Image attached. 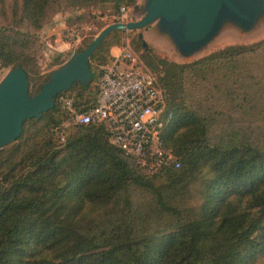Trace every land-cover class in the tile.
I'll return each instance as SVG.
<instances>
[{
  "label": "trees",
  "instance_id": "trees-1",
  "mask_svg": "<svg viewBox=\"0 0 264 264\" xmlns=\"http://www.w3.org/2000/svg\"><path fill=\"white\" fill-rule=\"evenodd\" d=\"M54 1L108 4L118 14L137 0H0V70L20 65L29 94L50 70H38L32 33L20 26L40 28ZM132 31L107 33L89 56L90 81L57 92L51 108L26 118L0 148V264H264V144L248 135L264 125V36L184 62L140 53L171 110L162 140L178 166L124 154L101 123L67 124L63 139L56 135L67 116L59 98L71 96L80 109L92 104L96 64ZM128 42L142 47L137 33ZM213 111L245 115L246 123L233 119L216 137Z\"/></svg>",
  "mask_w": 264,
  "mask_h": 264
},
{
  "label": "water",
  "instance_id": "water-1",
  "mask_svg": "<svg viewBox=\"0 0 264 264\" xmlns=\"http://www.w3.org/2000/svg\"><path fill=\"white\" fill-rule=\"evenodd\" d=\"M133 8H137L136 3ZM263 9L264 0H144L138 18L117 20L101 27L85 46L72 50L50 69L34 93H28L27 75L20 65L6 69L0 77V148L20 134L26 118L39 117L51 108L57 92L68 89L74 81L81 84L90 81L89 56L110 31L142 28L155 21L176 47L188 54L207 42L225 21L242 29L250 28ZM137 36L141 33L137 32Z\"/></svg>",
  "mask_w": 264,
  "mask_h": 264
},
{
  "label": "built area",
  "instance_id": "built-area-1",
  "mask_svg": "<svg viewBox=\"0 0 264 264\" xmlns=\"http://www.w3.org/2000/svg\"><path fill=\"white\" fill-rule=\"evenodd\" d=\"M124 10L121 6L118 16ZM64 35L73 41L79 39L73 27ZM109 55L107 61L96 64V93L92 104L80 109L74 106L71 96L59 98L67 116L57 125L56 135L62 140V129L67 124L101 123L107 131L108 142L124 154L152 167L178 166L176 154L162 140L172 117L163 88L127 43L112 46Z\"/></svg>",
  "mask_w": 264,
  "mask_h": 264
},
{
  "label": "rangeland",
  "instance_id": "rangeland-1",
  "mask_svg": "<svg viewBox=\"0 0 264 264\" xmlns=\"http://www.w3.org/2000/svg\"><path fill=\"white\" fill-rule=\"evenodd\" d=\"M143 2L144 0H137L136 9H134L133 6L126 7L124 12H122L123 15L118 16V14L111 13L108 4L75 8L61 5L62 1H54L47 7L40 28L34 29L28 23L22 24L20 28L32 33L33 45L30 50L37 61L38 70L44 73L59 64L56 63L52 65L53 58L56 54H59L60 58L65 59L72 50H75L76 47L81 44L84 37L89 35L94 36L97 31L107 23L117 21L118 19L126 21L138 18L143 12ZM5 23L6 21L0 11V25H4ZM71 27L78 31L79 39L77 41L68 39L64 35L65 31ZM137 32L141 33L139 39L145 43L144 45L141 44L142 47H140L139 51L134 50L128 42V38L131 37L133 33ZM262 36H264V9L257 17L255 23L248 29H242L231 21L223 22L218 31L207 42L188 54L182 53L170 39L168 34L158 28L155 21L148 23L142 28L133 29L131 33L123 37L121 44L118 46L126 45L127 43V46L133 49L140 58V53L144 52V49H150L152 53L169 60L184 62L198 58L211 50L225 45L249 43ZM6 69L7 68H2L0 70V77ZM194 99L197 100L195 95ZM194 101H191V103ZM208 116L211 122L210 132L216 134V137L225 136L229 131V125L234 122L233 119L240 120L244 124L246 123L244 120L246 116H241L235 112L219 114L213 111V113ZM213 122L215 125H213ZM216 129L224 130V133ZM248 135H250L254 142L264 144V125L258 123L254 124L248 130Z\"/></svg>",
  "mask_w": 264,
  "mask_h": 264
},
{
  "label": "flooded vegetation",
  "instance_id": "flooded-vegetation-1",
  "mask_svg": "<svg viewBox=\"0 0 264 264\" xmlns=\"http://www.w3.org/2000/svg\"><path fill=\"white\" fill-rule=\"evenodd\" d=\"M140 38V37H139Z\"/></svg>",
  "mask_w": 264,
  "mask_h": 264
}]
</instances>
